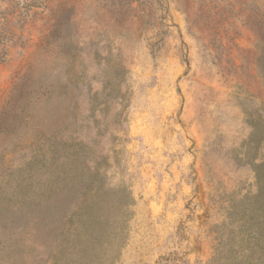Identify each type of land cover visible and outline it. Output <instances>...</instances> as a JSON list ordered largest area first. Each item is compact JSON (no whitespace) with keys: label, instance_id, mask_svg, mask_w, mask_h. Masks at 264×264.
<instances>
[{"label":"rangeland","instance_id":"1","mask_svg":"<svg viewBox=\"0 0 264 264\" xmlns=\"http://www.w3.org/2000/svg\"><path fill=\"white\" fill-rule=\"evenodd\" d=\"M0 264H264V0H0Z\"/></svg>","mask_w":264,"mask_h":264}]
</instances>
